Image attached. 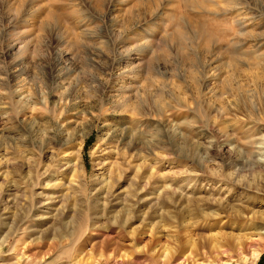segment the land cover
Returning a JSON list of instances; mask_svg holds the SVG:
<instances>
[{
  "label": "rangeland",
  "instance_id": "1",
  "mask_svg": "<svg viewBox=\"0 0 264 264\" xmlns=\"http://www.w3.org/2000/svg\"><path fill=\"white\" fill-rule=\"evenodd\" d=\"M262 111L264 0H0V264H248Z\"/></svg>",
  "mask_w": 264,
  "mask_h": 264
},
{
  "label": "bare ground",
  "instance_id": "2",
  "mask_svg": "<svg viewBox=\"0 0 264 264\" xmlns=\"http://www.w3.org/2000/svg\"><path fill=\"white\" fill-rule=\"evenodd\" d=\"M257 115L258 116H252L255 117L253 120L257 126L255 130L251 129L252 126L246 129V126L239 124V130L243 131L240 133H242V138L245 140V146L243 152L240 155L242 157L233 162L234 165H231L233 166L231 168L233 169L232 172L228 175L226 174V180L231 184V188H229L230 186H227V192L230 194L229 197H225L226 195L224 196V188L219 191L221 196H224L222 198V203L219 201L222 209H225V201H234V205L232 206L233 212H231L234 217L231 214H229V216H232L238 222L243 220L245 222V220H249L251 223V220L255 221L257 217L259 218L257 214L260 212L258 213V211H254L253 209L257 207V204L264 202V112L262 111L261 114ZM252 207L253 209H251ZM249 209L252 211H249ZM262 213L263 211L261 214ZM261 219L263 220L261 227H256V225L254 224V226L253 223L240 226V232H246L247 235L245 237L252 241L249 245L251 256L246 260V263L249 262L248 264H256L264 252V218ZM232 221H234V219H232ZM256 237L257 240L255 239ZM238 240H241L240 236ZM229 254L230 253L227 251L218 252L214 256L215 259L213 261L210 259L209 263H206V261H199V258L196 259L195 257L191 259L185 258V260L181 262L179 256L177 258L174 257L168 259V261L166 260L167 262L165 261L164 264H231L233 257L228 256ZM226 256L229 257V260H227V258L225 260ZM243 257L246 259V255Z\"/></svg>",
  "mask_w": 264,
  "mask_h": 264
}]
</instances>
